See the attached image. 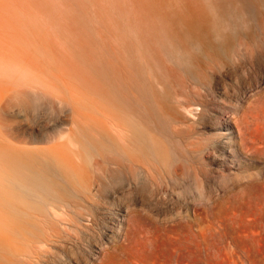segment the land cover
I'll return each instance as SVG.
<instances>
[{
  "label": "rangeland",
  "instance_id": "rangeland-1",
  "mask_svg": "<svg viewBox=\"0 0 264 264\" xmlns=\"http://www.w3.org/2000/svg\"><path fill=\"white\" fill-rule=\"evenodd\" d=\"M36 148L78 200L10 211L7 154ZM0 234L2 264H264V0H0Z\"/></svg>",
  "mask_w": 264,
  "mask_h": 264
},
{
  "label": "bare ground",
  "instance_id": "bare-ground-1",
  "mask_svg": "<svg viewBox=\"0 0 264 264\" xmlns=\"http://www.w3.org/2000/svg\"><path fill=\"white\" fill-rule=\"evenodd\" d=\"M24 94L23 98L19 97L18 99L19 105L22 107H37V100L39 99L38 96L31 93ZM79 130L80 132L78 131L76 140L89 155H92L90 153L91 151H98V149L103 150V152H101L102 154H105L106 150H113L114 154L109 157V159H107V157H101H103L102 159L110 160V163H115V160L117 161L118 167L111 168L109 170V174L111 176L112 184L121 182V179L118 176L120 175L119 166L121 164V158H119V156L122 155L121 147L115 143L114 139L111 140L103 135L98 138L99 131L93 132L92 129L85 126H81ZM52 132L53 133L49 134L50 137L48 140H52L54 136L56 137L65 133L62 130L60 132L58 129H53ZM68 133L71 134V131H68ZM71 135L74 136V133ZM48 136L42 137L41 140L45 141ZM132 142L138 144L139 140L137 135L133 136ZM54 146H51L50 148ZM141 148L145 152H149V145L145 140H143V142L141 141ZM41 151L42 150L39 148H36V150L32 153L31 150L24 149V151H22L24 154H21V150L18 151V154H7L9 155L6 162L7 170L4 173L6 197L3 198V203L10 211L15 205H25L29 209L36 208L39 211H44L46 202H72L74 200H78L77 193L79 190H77L78 188L75 185L76 180L74 172L70 169L71 167L68 166L69 170H66V165L61 168V161L58 165L50 154L43 155V151ZM13 200H18L20 203L12 202ZM12 211L17 216H26V210ZM16 220L18 221L8 220L5 224L6 229L8 224V227L11 230L10 233L13 234V236L17 232L21 233L24 231V222H27L28 220L30 221L31 216L27 221H21V219ZM6 249V241L0 234V258L1 252ZM0 264H2L1 260Z\"/></svg>",
  "mask_w": 264,
  "mask_h": 264
}]
</instances>
